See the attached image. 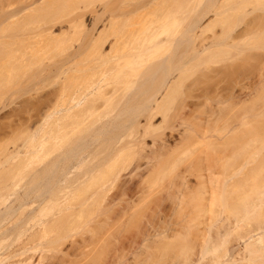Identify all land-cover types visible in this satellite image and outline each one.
I'll list each match as a JSON object with an SVG mask.
<instances>
[{
  "label": "bare ground",
  "instance_id": "obj_1",
  "mask_svg": "<svg viewBox=\"0 0 264 264\" xmlns=\"http://www.w3.org/2000/svg\"><path fill=\"white\" fill-rule=\"evenodd\" d=\"M202 64L208 66L209 78L216 80L214 87L213 82L209 83L216 93L210 87L198 90L194 82L198 98L208 92L212 97L223 96L235 79L232 84L253 77L256 88L243 91L249 85H239V111L237 107L238 112L234 111L242 116L237 115L235 124L231 120L236 113L231 112L233 117L226 112V102L222 101L221 108L217 107L231 115L227 119V114L218 113L224 114L222 122L224 117L227 121L233 118L221 126L226 130L224 134L220 132L223 135L210 142L211 149H202L201 155L199 150L198 154L194 151L195 161H186L188 168L177 167V171L176 164L170 165L169 161L171 168L164 166L169 168L167 175L171 177H167L162 167L164 158L168 159L167 155L177 152L181 145L189 146L188 150L192 145L196 147L207 136L205 118L199 126L200 121L196 123L195 131L188 125L183 127L174 144L166 141L161 130L162 123L171 116L175 91L185 87L186 73L202 69ZM205 76L207 79L209 75ZM44 85L51 87L46 91ZM230 92L221 96L223 100L233 101L236 95ZM4 93L20 99L19 111L31 110L30 115L33 112L40 120L37 118L39 122L32 125L37 124V128L31 126L32 131L37 130V142L31 143L33 137L27 141L30 146H20L5 139L8 128L4 129L1 120H5L0 118V264H39L45 258L53 229L59 231L68 217L63 220L64 213L61 219V212H55L56 218H36L33 215H38L35 213L39 208L33 205H43L46 209L40 207L46 211L56 209V204L66 206V202L72 207L74 200L75 206L79 199L76 206L83 211L81 206L86 207L90 199L98 196L95 200L103 201L107 197L106 184L120 177V170L125 168L121 163L131 153L145 159L147 176L169 178L167 182L172 186H168L175 189L167 195L175 200L176 211H181L179 219L172 221L174 227L152 226V238L140 253L141 262L134 254L133 263L264 264V141L249 147L246 141H255L245 135L250 124L246 114L251 113L252 102L260 100L264 111V0H0V94ZM241 105L246 108L240 109ZM185 122L183 119L180 124ZM239 128L244 130L243 135ZM46 143L51 144V157L41 166L38 162L40 167L36 168L33 163L39 152V158L44 154ZM32 156L35 159L30 164ZM191 174L195 177L192 181L188 178ZM12 175L17 176L16 182L19 179L26 185L16 183L15 178L14 183L8 181ZM16 184L23 186L17 189ZM10 185L16 191L12 197L15 203L7 201L13 193H8ZM101 195L106 196L101 199ZM46 202L51 206L47 207ZM29 206L36 211L26 209ZM23 208L27 216L11 221ZM74 209L67 211L69 217L75 214ZM110 209L101 220L98 218L97 227L90 228L93 235L102 227H114L118 210ZM41 214L45 215L43 211ZM57 216L60 223L54 227ZM102 231L95 236L103 237L106 230ZM85 239L73 242L64 251L57 247L62 251L56 264H66L83 253L84 247L91 244L89 239L84 246Z\"/></svg>",
  "mask_w": 264,
  "mask_h": 264
},
{
  "label": "rangeland",
  "instance_id": "obj_2",
  "mask_svg": "<svg viewBox=\"0 0 264 264\" xmlns=\"http://www.w3.org/2000/svg\"><path fill=\"white\" fill-rule=\"evenodd\" d=\"M207 65L208 66H211L212 63L207 64ZM207 65L206 66H203V64H202V69L201 68H199V69L197 68L195 70V68H193V69L190 70V73H186L185 80H184V86L185 87H184V89L182 88L181 90H179V92L178 91H175L176 93L174 94V98L172 97L173 100L171 99V102H170V103H172V104H170V105H172L171 106L172 108H170V110H169L170 113L168 112L171 116H168L167 117V119L163 122L165 124L162 123V126L163 127H161V130L164 133V136L163 137L166 138V141L168 143H173L174 144V143H176V141H178V136L180 135L179 133H180V131L182 130L183 127H186V125H188L190 127L191 131H195L198 128V127L196 128V123L198 124V122L200 121V123L198 124V126H199L203 122V120H204V122L205 121L208 122V124H207L208 126H207V129H206L207 136L201 142V144H198L196 146L197 148L194 147L195 145H192L193 148L191 146L190 147V150H188L189 146H188V148H186L187 146L184 147L183 145H181L179 147L180 149L178 148L179 150L177 152H174L173 151L174 154H171L170 153L171 154V155L169 154L170 156L169 155H167L168 157L166 156L169 160L166 159V158H164L165 164L163 163L162 167L164 168V171L166 172L165 175L167 177L170 176V174L167 175V172L169 173V171L167 170V169H169L168 167L171 168L170 165H175L176 164V167L175 168L177 169V171L179 170V168L181 170L184 169L183 166H185V167L188 166V164H187L188 162H186V161L193 160L195 158L194 155L197 153L198 150H199L198 153L201 155L200 151L202 149L204 151L205 150H208L210 148V146H211V145H209L210 142L213 143V140L217 136H219L220 132L222 133V131H223V134H224V132L226 131L224 128H222L223 125H224V123L225 124H226V122L229 123L230 122L229 120L230 119H233V118H230L227 121L226 120V117L228 119V116L230 114L226 113L227 114L226 115L225 114V111H223L224 110L223 108H225L226 112L228 111L229 113L233 112L234 110L237 111L238 105L240 104V102L238 101L237 93L241 91L240 90V86H242V83H243V86L244 85L245 86L246 85H249L247 88L245 87L244 90L242 89L243 91H247V89L248 90H255V88H256V86H255L256 83H254V81L256 82V80L253 81V79H255L253 77L247 78L246 80H245V78H244V80L243 79L239 80V82L241 81L240 84L238 82H236V84L235 83L232 84L233 82H235V80H237V79H235V80L233 79L234 81L230 82V88L231 89L229 90V88H228L226 90L227 92H230L232 90V93L231 92L230 93L233 94V95H236L235 97H232V100H233L232 102H229L230 100H225V99L223 100V98H224L223 96L224 95H227V94H224V93H226V91H223V96L220 95V94H218V96H217L216 94H214V92H212L216 96L215 97L213 95V97H212L210 95V92H208L206 95L209 94L208 96H210V97H208V96L205 95L203 97H200L199 96V98H198L197 97L198 95L195 96V93L197 92V89H196L197 87H198V90H199L200 87H201L200 89H204L203 87H206V88H209L210 87V88H212V86H210L211 82H213L211 85H213V87L215 86L214 84H215L216 80L215 79L213 80V79L209 78L211 72H209V70H207V69H209ZM200 67H201V65H200ZM193 70H195V71H193ZM202 70L205 73H207V71L209 72V74H205V75H209L207 77L208 80L205 78L206 76L203 75L204 72L202 73ZM210 80H212V81H210ZM194 82H196L197 87H196V85L195 86L193 85V84H195ZM244 82H247V84L246 83L244 84ZM44 83H46V82H44ZM44 83H42V84H44ZM207 85H209V86H207ZM49 87H51V86H49ZM49 87H46L45 86V87H43V89H45L47 91V89L48 90L50 89ZM210 88H209V90H212V91L214 90L213 88L212 89H210ZM45 90H42V87L40 89V91H42V92H44ZM198 92L196 94H198ZM215 93H216V91H215ZM219 95H220V97H219ZM12 97L13 96H8L5 93L2 94V95L0 94V118H2V119L5 120V121L1 120L3 123L1 121H0V123H2V125L4 126V129L5 128H8V130L5 129L7 131V137H6V133H5V139L7 141H15L16 144L18 142L17 145L25 146V145L28 144V142H31V140H33V137H35L34 140H33V142H31L32 144H35L37 142V140H38V139H36L37 130H36V132H34L35 130L32 131L31 130V126L36 123V122L34 123V121H37L38 119L40 120V118H38L39 117L38 115L37 116L34 115L33 112L31 113V115L32 116L34 115L36 118L35 117L31 118L32 117L30 115L31 110H29L27 112V111L21 109L19 111V106L21 104V102L19 101L20 99L19 98H16L17 96L16 97L14 96L18 100V102H20V103H17L16 102L17 100L14 99V98H12ZM217 98H220V99L222 98V99L221 100L220 99L218 100ZM234 98H236L237 100L234 99ZM234 100H235V102L237 101L239 103L236 104L234 102ZM222 101H225L226 104H225L224 107L222 106L223 107L222 109L219 110V108H221V105H223V103H224ZM260 102H261L260 100L255 101V103L252 102L254 105H251L250 106V109H251L252 106L254 108L252 107L251 110L249 109L250 111L248 110L251 113H249L247 110L245 111L246 113H249L250 114V115L249 114H246V118L249 117L248 118L249 121H247V120L246 121L249 122L250 124L248 123L249 126H247L246 129L243 126V129L249 131V132L247 131V133L245 131L246 137L249 136V135H251L253 137L252 141L253 142L255 141L254 143H251L250 142L251 139L250 140H247L246 143L249 142V145H251L249 147H254V145H256V144L258 145L260 143V145H261V144L264 143V142L262 143V140L264 141V121H263L264 120V111H263V108H260L261 105L263 107V104H261ZM248 103L249 102L247 101V104ZM230 104L232 105V107L234 106V108H233L232 111H231V108L232 107H231ZM217 106L218 107L220 106V107L218 108ZM226 106H227V108H226ZM243 106L244 105H241L240 106V109H242V108L245 107V106L244 107ZM13 107H14V109L18 108V109L15 110L16 112L13 111L14 110ZM216 108L218 109V111H216L217 110ZM21 111H23V113ZM238 111H239V108H238ZM260 111L262 113H260ZM211 112H212V114H211ZM216 112H217V115L219 117L222 116L218 120H217V117L218 116L215 114ZM220 112H222V113L224 112V114L226 115V117H224L225 118V122H222V120H223L222 118H223V115L224 114H222V113H221L222 115L218 114ZM240 112H242V111H240ZM25 113L27 115H24ZM243 114H244V112H243ZM231 115H232V113H231ZM234 115H236V117L232 115L233 117H235V119L234 120H231V121H233V122H231V124L234 123V122H236L239 119V117L242 116V114H241V116H239L237 113L234 114ZM237 115L239 117H237ZM29 116H30L31 119H30V121L28 123L27 121L29 120V118H28ZM181 118H182V120L185 119V121H187V123L185 122V123L180 124V122L182 121ZM203 118H205V119H203ZM236 118H237V120H236ZM26 119H27V121H26ZM179 119H180V122L178 121ZM261 120H262V122H261ZM38 122L39 121H37V123ZM248 124H246V125H248ZM6 125H7V127H6ZM32 127H35V126H32ZM35 128H37V124H36V127ZM240 128H241V126H240ZM243 129L242 130L240 129V131H241L240 133H242V135L244 134V132H242V131H244ZM176 130H179V131H176ZM32 132H34V133H32ZM192 133H194V132H192ZM235 133H236L235 136L239 135V132L236 131ZM223 134H220V135H223ZM234 134H233V136H234ZM30 136L32 138H30ZM38 136H40L39 135V132H38ZM251 136L249 138H252ZM240 137L241 136H239V138ZM15 138H16L17 141L15 140ZM241 138L245 139L244 137H241ZM255 138H256V140H254ZM260 138H261V140H260ZM28 139H29V141H28ZM21 140H23L24 143ZM148 141L150 142V138H147L146 139V142H148ZM244 142H245V140H244ZM11 143H13V142H11ZM31 143H29L28 145L30 146ZM48 143H50V142H48ZM48 143L45 144V146L47 145V147H46L47 148L46 149L47 151L44 148L43 149L45 151L44 150H43L44 152L41 151L44 154L46 153L45 154L46 156L44 154H42V156L40 155L41 158H39V154H41L39 152V154L37 155L39 159L36 157V160H37V161L35 160L36 163L35 162L34 163L32 162L35 159L34 156L30 157V159L28 160L30 164L33 163V166L34 167L39 168L41 166V163L44 164L46 161H48L50 159L49 157H51L52 151H51V144L48 145ZM234 144L236 146L237 143H234ZM259 146H257V147H259ZM175 150H177V149H175ZM186 150H188L190 152H188ZM178 152L180 153V155H179ZM131 154H134V153H131ZM131 154H128V156L130 157ZM44 156H45V158H44ZM129 157H127L128 159H125L124 161H122L123 164L121 163V166L122 165L123 166L125 165L124 166L125 168L123 170H120V174H121L120 177L118 179H115V180H113L111 182H108L106 184L105 187H106V189H108V190H106L107 197H105L106 195H104V197H105L104 198L101 195L102 196L101 199L104 198L103 201H99V199H98V201H96L95 198H98V196H96V197L92 198L93 201H92V199H90V202L87 203L88 205H86V207L84 205L85 208L83 206H81V208H82L83 211H81L79 209L80 207L76 206L77 203H78L77 200H79V199L76 200L77 203L75 204V206H73L74 204L72 205V203L75 200L74 201L72 200L73 201L71 203V206L72 207H68L69 203H67V202L64 203L67 206L66 207L64 205L66 207V210H65V207L63 206V203H61L62 205L60 206V207H63L62 208L63 210H60V207H59L60 204H56V203L53 202L54 205L56 204L55 206H57V207L54 206V208H56V209L50 208L51 210L48 208L49 209V212H50V214L48 216L46 215L48 209L45 211L44 209H46V208H44L43 205H40V206H43L44 209L42 207H40V206L38 207L37 205H33L35 209L39 208V209H37L38 211L36 213L34 212L35 214H38V215H33L32 214L36 218L37 217H40V218H43V219L46 218L45 220H48L49 218L51 219L52 216H54V215L56 216V214H54L55 212L56 213L58 212L57 214H59V212H61L60 215L61 214L62 215L59 216L61 219H62L63 213H64L65 219L63 217V220H66L67 219L66 217H68V221L67 222L65 221L67 223V225H66V223L64 225L61 223L62 226L60 225V228H59V231L60 232L57 230V228L55 229V230H57V232H55V230L53 229V231H52L53 234L51 233L52 235L50 236L51 238L49 237V240H47L48 242L50 241L49 243H50V245L51 244L52 245L48 247L49 243L47 242V248L44 251L45 252V255H44L45 258H42V260L39 262V264L40 263L41 264H54V263L56 264L57 261L55 259H57L58 256L60 255V251H62V250L64 251L65 249H69L70 248V245L73 242H74L73 244H75V243L78 244L79 241L81 242V240H82L83 237L85 239V237H87L89 234H90V236L91 235L93 236V239H95L94 238V237H96L95 235L98 233L97 235L99 236L100 233H101L100 231H102V230H103L102 232H104V230L107 231V232L105 231L104 234H102L103 237L102 236H100L98 238L96 237V239L94 240V242H93V239L92 238L90 239V236H89V239L91 241L88 238H86L88 240L85 239L84 246L89 241L91 242V244L86 245V248L84 247V252L83 253H81L82 252L81 251L79 253V255L77 254L76 257L74 256L71 259V261H69V262L67 261L68 263H66V264H102L103 261L104 262L106 261L104 264H130V263H133V260L132 259L135 260V258H136L134 256V254L135 255H138V257L136 259L139 262H141L140 260H142L143 257L141 256L140 253H143V249H144L143 246L146 244V242L148 243L150 241V239L152 238L151 237V234L153 233L152 226L153 227H161V226L162 227L163 226L164 227H166V226L167 227H169V226L170 227H174L175 226L173 223L175 222L176 219L177 220L179 219L177 216L179 215V217H180L181 211H180V213H179V210L176 211L177 208H176V205L174 203L175 200L174 199L170 200L172 198V196H168L167 195V192H168L169 195H171L173 193V192L171 193V191H174V189H175L173 187H170V186H172L171 185L172 183L167 182V179H169V178L166 179V177L164 175L162 178L159 177L158 180H156L152 175L151 176L150 175L147 176V174H146L147 172L145 170L146 168L144 167L146 165L145 164V159L144 158L143 159H141V158L139 159V157L136 154L134 156L132 155L130 158ZM40 160H42L43 162H41ZM165 160H168V161H165ZM169 161H170V165H169ZM193 161H195V159ZM235 161H236V158H235ZM38 162H39V165L40 166L37 165ZM17 163H18V161H17ZM15 165L16 164L13 163L12 166L14 167ZM167 165H169V166L167 168H165L164 166H167ZM12 166H11V168H12ZM123 166H122V168H123ZM177 167H179V168H177ZM9 174L11 175V173H9ZM144 175H145V177H144ZM160 175L162 176L163 174H160ZM8 177H10L9 179L7 178L8 181H10V179H12L11 182L14 183V178H15V182H16V179H17L16 178L17 177L16 175H14V176L12 175V177L11 176H8ZM143 177L145 179H144V181L142 183H140V181H141V179ZM188 178H191L190 181H192L193 178L195 179V177H193L192 174H191V176L189 175ZM28 179H29V177L26 180H28ZM24 180H22V181H24ZM161 180H162V182H161ZM19 181L21 182V180L18 179L16 183H18ZM11 182H10V184H12ZM21 183L24 186L26 185V184H24L25 182H21ZM18 184H20V183H18ZM18 184L14 185L15 187H17V189L22 185V184L21 185H18ZM12 185H10V188L12 187ZM165 185H166V187H165ZM168 185H170V186H168ZM127 187H129L131 189H129ZM11 190H13V191H11ZM128 191H129V193H128ZM9 192L10 193L13 192V193L9 194L8 195V198L15 197V196H13V194H15L14 192H16V191H14V189L11 188L10 190H8V193ZM121 192H122V194H121ZM123 192H125V194ZM32 194H33V192H32ZM112 195H114V196H112ZM110 196H112V198H114L112 201H111L112 198H110ZM99 197H100V195H99ZM108 197H109L110 200L108 199ZM129 197H131V198H129ZM11 198L8 199L7 201H10V202L15 203L14 202L15 200L13 201V198L12 199ZM108 200H109L110 203L111 202H114V204L111 205V206H113V209L114 210L111 208L110 205L108 206V208H107V206H105L106 204L108 205V203H109ZM105 202H108V203L105 204ZM154 202H156V203H154ZM51 203H52V201H51ZM51 203H47L46 202L47 205L48 204L50 205ZM155 204H157V205H155ZM47 205H45V206H47ZM49 205L47 207H49ZM58 207H59V209H58ZM74 207H75V209L73 211L76 210L75 211V214L78 212L79 216H78V214L75 216V214L72 212V217H73L72 218V217H69V216H71L70 215L71 213L69 214L68 212L70 211V209L72 211V208H74ZM29 208H30V210L32 209L33 211H36L35 209H33V207L31 208V206H29L26 209L29 210ZM115 208L118 211L120 210L119 213H118V211H117V213L116 212H113V211H115ZM26 209L24 210V208H23V209H21L18 212L16 211L17 214L15 213V216L13 215L14 217L13 218L11 217L12 218L11 221L14 220L15 218L16 219L19 218L20 216H22V217L27 216V214H26L27 210ZM40 209H43L42 210L43 211V214H45L46 217H45V215H43L44 217L43 216H40V214L42 213V211ZM107 209L108 210L109 209L110 210H113V211H110V212L116 213V214H114L115 215L114 216V219H116V217H117V219L115 220L116 223L113 224L114 227H108V228L102 227L103 229L102 230L100 229V231H99L100 233L97 232L96 234L93 235V233H91L92 231L90 230V228L93 225L95 226L96 225V222L97 221L99 222V220H101L107 214L106 213L108 211ZM22 210H24V211H22ZM175 211H176V214L174 216ZM20 212H23L22 215L20 214ZM44 212H46V213H44ZM18 213L20 215H18ZM104 213H105V215H104ZM13 214H14V212H13ZM23 214H25V215H23ZM117 214H118V216H117ZM111 215H113V214L111 213ZM17 216H19V217H17ZM55 218H53V219H55ZM98 218H99V220H98ZM16 219L13 222L17 221ZM69 219H70V223H68L69 222ZM49 221H48V226L50 225L49 227H51V223L49 224ZM53 221H55V220H53ZM53 221H51V222H53ZM58 221H59V219H58V216H57V220H56L57 223H56V225L55 224H52V226L58 227L57 224L60 223ZM60 221H62V220H60ZM172 221H174V222H172ZM98 222H97V224H98ZM169 223H171V224H169ZM37 227H40V226H37ZM95 227H97V226H95ZM99 227H100V225H99ZM107 229H109V230H107ZM89 230H90V233H89ZM108 232L111 235H108L107 236V234H109ZM56 235H58V238H56ZM105 235L107 236V238H104ZM52 237L56 238L57 240L56 239L53 240ZM50 239H52V240H50ZM57 247H60L62 250H59L60 248L58 249ZM137 260H136V263L138 262ZM153 261L155 262V259ZM153 261H152V263H153ZM147 264H151V262L148 261Z\"/></svg>",
  "mask_w": 264,
  "mask_h": 264
}]
</instances>
